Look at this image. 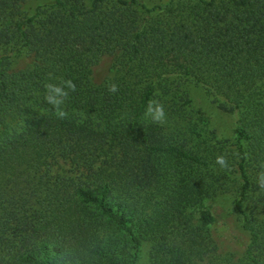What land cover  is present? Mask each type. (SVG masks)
<instances>
[{"label":"trees","instance_id":"obj_1","mask_svg":"<svg viewBox=\"0 0 264 264\" xmlns=\"http://www.w3.org/2000/svg\"><path fill=\"white\" fill-rule=\"evenodd\" d=\"M26 3L0 0V264H139L145 243L150 264H264V0ZM60 78L64 120L44 98ZM189 84L237 117L232 145ZM229 191L238 258L213 231Z\"/></svg>","mask_w":264,"mask_h":264},{"label":"rangeland","instance_id":"obj_2","mask_svg":"<svg viewBox=\"0 0 264 264\" xmlns=\"http://www.w3.org/2000/svg\"><path fill=\"white\" fill-rule=\"evenodd\" d=\"M147 5L154 7L156 5H166L169 0H145ZM52 0H27L26 9L33 13L34 9L41 5L51 4ZM113 64V58L105 56L94 68V75L97 82L103 81L109 74ZM190 96L194 100L197 108L202 109L210 118L211 128L216 129L218 139L226 141L232 145L234 131L236 128L237 117L220 111L215 104L206 95L203 88L189 84L186 86ZM234 193L229 191L220 194L213 202V211L217 216V223L213 228L218 243L224 254H232L236 258L241 257L246 249L249 236L241 226L240 219L235 211ZM150 244L145 243L142 258L139 264L149 263Z\"/></svg>","mask_w":264,"mask_h":264},{"label":"clouds","instance_id":"obj_3","mask_svg":"<svg viewBox=\"0 0 264 264\" xmlns=\"http://www.w3.org/2000/svg\"><path fill=\"white\" fill-rule=\"evenodd\" d=\"M44 88L46 92L44 98L54 109L56 117L60 120L67 119L69 113L65 110L64 105L69 97V92L76 91L75 83L71 79L65 80L60 78L59 83L48 82L44 85ZM108 90L114 93L118 91V86L112 84L109 86ZM144 115L145 118H149L153 123L160 126H164L167 123V114L164 105L158 100H149ZM216 163L220 165L221 168L228 167L226 157L223 155L216 157ZM257 183L261 189H264V172L259 174Z\"/></svg>","mask_w":264,"mask_h":264}]
</instances>
